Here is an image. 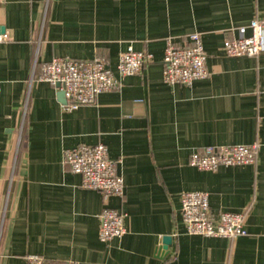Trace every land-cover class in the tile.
<instances>
[{"label": "crops", "instance_id": "crops-1", "mask_svg": "<svg viewBox=\"0 0 264 264\" xmlns=\"http://www.w3.org/2000/svg\"><path fill=\"white\" fill-rule=\"evenodd\" d=\"M264 19V0H5L0 4V264L28 255L77 264H264V53L231 58L223 42ZM199 34L208 75L189 86L163 81L166 42ZM128 47L152 56L120 77ZM104 58L119 87L64 111L39 82L54 58ZM103 144L124 182L106 201L81 188L66 150ZM258 145L252 163L215 172L189 165L210 146ZM209 194L214 217L241 214L234 239L187 234L181 194ZM104 207L126 215V234L98 237ZM171 238L166 250L162 240Z\"/></svg>", "mask_w": 264, "mask_h": 264}, {"label": "built area", "instance_id": "built-area-1", "mask_svg": "<svg viewBox=\"0 0 264 264\" xmlns=\"http://www.w3.org/2000/svg\"><path fill=\"white\" fill-rule=\"evenodd\" d=\"M5 0H0L3 4ZM238 36L223 42L224 54L231 58H256L264 53V19H253L237 28ZM5 39L0 37V40ZM206 53L199 34H191L181 46L171 39L166 42L163 57V81L168 85L189 86L207 77ZM152 61L151 54L128 47L119 55L117 73L120 77L140 74L143 67ZM63 95L64 111H73L81 106L95 104L97 97L119 87L120 81L113 74L108 62L101 57L78 61L54 58L41 67L37 76ZM258 145L210 146L193 152L189 165L200 170L215 172L220 167H233L252 163ZM63 163L70 172L81 177V188L99 192L106 201L111 196L124 195V182L116 171V162L111 160L103 144L80 145L66 150ZM181 219L190 235L234 239L246 234L243 216L221 212L214 217L209 208V194L193 191L181 194ZM126 215L118 210L104 207L99 215L98 237L109 242L126 234ZM26 264H77L74 261L55 263L37 255H28Z\"/></svg>", "mask_w": 264, "mask_h": 264}, {"label": "water", "instance_id": "water-1", "mask_svg": "<svg viewBox=\"0 0 264 264\" xmlns=\"http://www.w3.org/2000/svg\"><path fill=\"white\" fill-rule=\"evenodd\" d=\"M4 34V28L3 27H0V35ZM60 96H62L63 98V95L61 93H59ZM162 243H163V248L164 250L167 249V247L170 245L171 243V238L169 236H165L162 240Z\"/></svg>", "mask_w": 264, "mask_h": 264}]
</instances>
